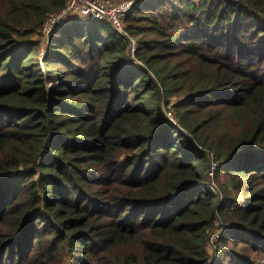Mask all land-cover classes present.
<instances>
[{"label": "trees", "instance_id": "1", "mask_svg": "<svg viewBox=\"0 0 264 264\" xmlns=\"http://www.w3.org/2000/svg\"><path fill=\"white\" fill-rule=\"evenodd\" d=\"M64 5L0 0V264H264V0H143L136 60L76 19L41 56Z\"/></svg>", "mask_w": 264, "mask_h": 264}, {"label": "built area", "instance_id": "2", "mask_svg": "<svg viewBox=\"0 0 264 264\" xmlns=\"http://www.w3.org/2000/svg\"><path fill=\"white\" fill-rule=\"evenodd\" d=\"M143 0H65L64 7L56 14L48 15L40 29L41 36L48 37L51 31L58 25H64L70 20H78L83 23L109 22L115 31L126 35L125 19L129 13ZM147 1V0H144ZM129 53L134 56L137 45L132 39L129 43ZM43 51L42 56L46 53ZM166 116L171 119V110L166 111ZM219 166L212 160V170L208 176L212 178L213 169ZM215 235V234H213ZM212 235V237H213Z\"/></svg>", "mask_w": 264, "mask_h": 264}, {"label": "rangeland", "instance_id": "3", "mask_svg": "<svg viewBox=\"0 0 264 264\" xmlns=\"http://www.w3.org/2000/svg\"><path fill=\"white\" fill-rule=\"evenodd\" d=\"M142 3V2H141ZM75 21V20H74ZM68 23V22H67ZM71 23V22H70ZM54 30V29H53ZM52 30V31H53ZM52 31H51V33H52ZM123 35V34H122ZM50 36H51V34H49L48 35V37H45V36H39V35H34V37L32 38V40L33 41H38L39 42V52H40V54H41V56H42V53H43V51H45V49L47 48L48 49V46H49V40H50ZM124 37H126L127 39H128V46H129V43H130V40L132 39L133 41H135V43H136V45L138 46V44H137V41H136V38L133 36V37H131L128 33L126 34V35H123ZM130 48V47H129ZM130 58L131 59H133V60H136L135 58H134V56H131L130 55ZM46 88H50V84L49 83H47V85H46ZM176 99L177 98H171L170 100H169V104L167 105V106H165L163 109H165V110H171V112H172V117H171V119H170V121H172L174 124H176L177 123V121H176V118H175V111H174V104L176 103ZM167 117V116H166ZM199 148V147H198ZM200 149V148H199ZM208 158L209 159H211V161L213 160V157L210 155H208ZM212 178H211V176H210V181H212L211 180ZM211 184L213 183V182H210ZM214 183H215V185H216V176L214 177ZM213 185V184H212ZM220 234H215V235H213V237H211V239L213 240V241H215V240H217L218 239V236H219ZM209 252H210V250H209ZM212 260L214 259V253L212 252V258H211ZM65 264H69V259L68 258H66V262H65Z\"/></svg>", "mask_w": 264, "mask_h": 264}, {"label": "crops", "instance_id": "4", "mask_svg": "<svg viewBox=\"0 0 264 264\" xmlns=\"http://www.w3.org/2000/svg\"><path fill=\"white\" fill-rule=\"evenodd\" d=\"M70 22H73V19L72 20H70L67 24H70Z\"/></svg>", "mask_w": 264, "mask_h": 264}]
</instances>
